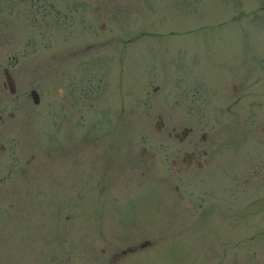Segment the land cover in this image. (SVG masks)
Returning a JSON list of instances; mask_svg holds the SVG:
<instances>
[{"label":"rangeland","instance_id":"rangeland-1","mask_svg":"<svg viewBox=\"0 0 264 264\" xmlns=\"http://www.w3.org/2000/svg\"><path fill=\"white\" fill-rule=\"evenodd\" d=\"M0 114V264H264V0H0ZM177 184L237 206L190 253Z\"/></svg>","mask_w":264,"mask_h":264},{"label":"flooded vegetation","instance_id":"flooded-vegetation-1","mask_svg":"<svg viewBox=\"0 0 264 264\" xmlns=\"http://www.w3.org/2000/svg\"><path fill=\"white\" fill-rule=\"evenodd\" d=\"M88 81H89V78H88ZM92 90L93 88L91 86H88V89H87L89 93L88 94L89 95L88 96L89 97L88 108H90L94 102V97L92 96ZM76 99L78 103L80 104L82 103L81 102V90L77 92ZM53 112L56 113L55 111ZM56 115L58 116V113H56ZM56 126L57 127L59 126V122L56 123ZM188 131H190V128H188L186 131L184 130L174 131L173 130L172 134L176 139L182 140L188 134ZM89 135L91 134L88 133V137ZM204 137H205V133H201V138L203 139ZM77 138L79 139L78 136ZM88 144H90L89 138H88ZM192 145H196V142L190 143L189 148L186 150H183L180 156H177V157L175 156L171 158L173 173L180 176L183 170H186L187 171L186 175H189L187 179L192 176H196L199 180L204 179L205 174L204 172L201 173V170H204V164L206 160L204 158L199 159L196 157L197 151L195 150L194 147H192ZM199 152L202 154H205L206 150L201 148ZM177 159L182 162V165L175 164ZM195 168H197V172L194 175ZM179 180H181V178H179ZM181 184L174 185L173 190H175L176 194L178 193V191H180L181 194L178 196H173L169 198V205H170L169 208L172 211V213L169 215L170 217L174 219L186 221L183 226L185 227V231L182 234V238L180 237V240L177 242L175 247L179 249L180 246H182V249H186V252L190 253L192 252L191 250H195L196 249L195 247L197 246V244L200 243V242H196V240L203 241V237L206 236L209 238L216 231V229L218 228L217 227L218 225L215 224L212 220L217 219L220 215H223L221 219L223 218L226 219L228 217L235 216L236 214L234 212H236L237 206H234L231 203L232 211L230 212L228 208L229 203L228 202L220 203L218 197H214L209 200H207L205 197H202V196L191 197L189 196V193L191 192V190H189L188 192L185 191V193L183 194V191L179 190V186H181ZM185 209L187 211L183 212L185 211ZM200 221H204L205 224L200 223ZM204 228H208L209 230L204 232L202 231ZM227 231L229 230L227 229ZM231 233H234V232L231 231ZM235 233H238V232L235 231ZM237 241H238L237 238L235 239L232 238V247L237 248L235 251L238 250V246H239L237 245ZM148 244H149V240L144 239L140 241L138 245L136 246L133 245V246H128V247L120 249L118 253H124L126 251L134 250L137 247L141 248ZM223 251L224 250L222 249L221 252ZM251 251L252 252L255 251L254 246L251 247ZM189 264H191L190 261H189ZM233 264H237V261H235Z\"/></svg>","mask_w":264,"mask_h":264},{"label":"water","instance_id":"water-1","mask_svg":"<svg viewBox=\"0 0 264 264\" xmlns=\"http://www.w3.org/2000/svg\"><path fill=\"white\" fill-rule=\"evenodd\" d=\"M3 76H4V86H6L9 90V92H13L15 90V85H14V81L13 78L11 77V75L9 74L7 68H3ZM29 95L32 99L33 102H38V93L35 89H30L29 90ZM0 120H1V116H0ZM160 120H159V116H158V120L155 122V126L159 127L160 126ZM184 131L187 130L186 127L183 128Z\"/></svg>","mask_w":264,"mask_h":264}]
</instances>
